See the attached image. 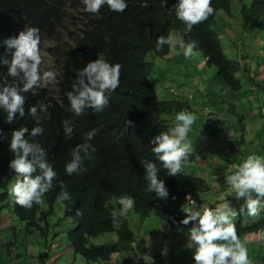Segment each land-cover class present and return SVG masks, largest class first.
Segmentation results:
<instances>
[{
    "label": "trees",
    "instance_id": "16d2710c",
    "mask_svg": "<svg viewBox=\"0 0 264 264\" xmlns=\"http://www.w3.org/2000/svg\"><path fill=\"white\" fill-rule=\"evenodd\" d=\"M125 2L127 8L123 12L110 11L105 4L99 11L101 18L96 19V14L84 11L82 0H0V59L10 62L15 51L8 49L4 41L17 38L28 27H41L40 52L43 49L56 57L55 66L52 65L50 70L58 73L55 83L35 90L37 95L22 93L26 97V114L23 118L17 114V119L8 124L6 113L0 108V128L5 134L0 139V203L12 206L13 215L23 225L22 232L27 238L38 234L41 240L46 241L50 237L47 219L58 203L56 197L61 190L67 191L71 198L60 203L65 206V218L75 224L67 233L68 247L87 264L109 262L112 256L119 254H133V260L141 264H165L161 254L153 256L152 248L143 245L144 238L130 228L124 216H119V230L112 227V212L119 213L121 210L117 198L123 194L132 196L135 199L133 211L142 219L156 218L163 227L189 229L191 224H179L185 218L186 205L199 209L201 206L194 201L196 196L207 194L211 188L204 178L186 170L196 162V156L188 155L181 173L172 177L167 175V170L151 152L154 145L149 143L150 140L175 125L157 117L179 112L188 105L160 98L149 80L153 65L146 62V57L151 52L159 57L167 56L171 47L164 45L162 51H157V36L179 34L185 44L196 42L194 51L202 55L206 68L216 70L214 81L217 84L238 92L242 88L240 77L245 72L249 73L250 67L246 65L247 69L243 72L241 61L228 59L220 35L215 31L216 16L224 13L232 17L234 2H238L244 29L249 31L252 25L256 28L261 26L264 32V0H212V7L216 10L214 14L193 26L191 31L176 17L178 0ZM99 55L110 64L121 65L119 87L114 92L106 93L109 104L102 112L96 113L89 108L77 117L71 111L64 93L72 90L78 71ZM263 68L264 64L257 67V71ZM12 79L8 76L7 66L0 65V81L12 82ZM258 88L254 80V89ZM33 105L37 107L39 126L43 127L44 132L35 138L26 133L25 139L38 143L44 149L45 159L53 166L57 176L52 189L44 196V204H34L31 209H26L16 205L8 194L9 185L17 178L9 167L14 159L10 140L13 130L26 127L30 133L37 126V121L27 113V109ZM42 107L45 110L42 111ZM64 120L73 124L71 139L65 136ZM127 121L132 123L128 124ZM93 129L96 135L87 141L96 149L91 153L92 159L84 161L82 171L68 175L65 165L72 158L71 151L85 143V134ZM145 161L156 163L158 178L164 181L169 191L167 200L158 199L154 192L147 191ZM38 173L39 169L33 175ZM186 196L191 199L186 200ZM77 212L81 214L77 215ZM236 226L239 237L258 235L264 244V210L260 211L253 224L245 226L239 221ZM16 228L14 226L13 231ZM106 234H113L116 240L99 247L90 244L91 239ZM25 240H22L23 246L17 248L13 242L7 249L26 250Z\"/></svg>",
    "mask_w": 264,
    "mask_h": 264
},
{
    "label": "clouds",
    "instance_id": "9594fccd",
    "mask_svg": "<svg viewBox=\"0 0 264 264\" xmlns=\"http://www.w3.org/2000/svg\"><path fill=\"white\" fill-rule=\"evenodd\" d=\"M84 11L99 13L105 4L110 11L123 12L127 8L125 0H82ZM216 10L212 7V0H178L176 5V17L191 31L193 26L206 21ZM8 49H15L12 59H0V65H6L8 76L12 82L0 81V108L6 113V121L12 124L17 119V114L23 118L26 114V97L22 93L32 92L36 95V89L46 87L56 80L57 72L45 70L41 73L40 66L43 63L40 54L39 29L28 27L21 31L17 38H9L3 42ZM174 36L169 33L167 37L159 35L156 38V50L162 51L164 45L173 46ZM195 41L188 43L180 42L176 54L191 59L196 52ZM119 63L110 64L102 55L89 62L77 73L72 90L64 93L70 103L71 111L77 116L84 114L85 109H93L100 113L109 104L106 93L114 92L120 83ZM41 110H45L43 107ZM27 113L36 121L37 126L29 129L21 127L13 130L10 140V151L14 159L9 167L16 174L15 182L8 187V194L14 203L22 208L31 209L33 205H43L44 196L53 187V181L57 176L53 166L45 159L46 153L38 143H30L25 135L30 134L33 138L42 135L43 127L39 126L40 116L35 105L27 109ZM197 115L187 110H181L175 114V125L167 131L160 132L150 144L154 145L151 152L161 162L167 175L175 177L182 171V166L187 156L193 149L188 139L192 125L196 122ZM131 124V121H127ZM63 128L65 136L72 138L74 131L71 121L64 120ZM3 129L0 128V139L4 137ZM96 135L93 129L85 134V143L77 145L71 151V160L65 165L68 175L82 171L85 160L92 159L91 153L96 151L87 141ZM83 153V155H81ZM31 154V159L29 156ZM39 169V173L37 170ZM145 179L148 182L147 191L155 193L158 199L167 200L169 191L163 180L158 178L159 169L152 161L144 162ZM234 169V170H233ZM225 181L229 191L234 193V198L244 203L239 209L231 207L230 202L217 207H201L191 211L185 209V218L179 224L192 225L188 229V247L193 250L192 260L194 264H251L248 255L247 241H242L234 223V217L247 215L258 217L260 214L261 201L264 200V155H248L237 165H233L225 175ZM70 193L61 190L56 197L57 202L69 200ZM173 200L176 197H172ZM190 200V196L185 197ZM121 206L119 213L112 212V227L119 230L121 227L119 216L131 210L135 206V199L127 194L117 198ZM81 213L77 212V215ZM173 223H176L173 220ZM166 254V252H165ZM134 264H141L134 261ZM163 264V263H162Z\"/></svg>",
    "mask_w": 264,
    "mask_h": 264
},
{
    "label": "rangeland",
    "instance_id": "374dc122",
    "mask_svg": "<svg viewBox=\"0 0 264 264\" xmlns=\"http://www.w3.org/2000/svg\"><path fill=\"white\" fill-rule=\"evenodd\" d=\"M240 8V4L234 2L233 16L229 18L224 13H219L215 24V31L220 35V42L228 59L241 61L243 72L247 69L246 65L250 67V72H245L244 76L240 77L242 81L240 91L234 92L228 87L217 84L214 81L216 70L205 67L199 52L195 51L196 55L191 59H185L183 54L177 55L181 42L179 34H172L175 43L167 56L159 57L151 52L146 57V62L153 65L149 80L156 87L160 98L181 101L188 105L183 110L197 115V120L188 134V139L193 145L189 155L196 156L197 160L186 167V170L197 177L204 178L210 184L211 192L197 195L195 200L198 203L199 200L204 201L206 207L213 209L228 202L231 207L239 209L244 201L243 199L237 201L234 198V193L229 191L226 184L225 175L233 165L241 163L248 155H264V68L257 71V67L264 64V32L261 26L256 28L253 25L249 31H246L242 26ZM95 18H101V15L96 13ZM94 24L96 25V22ZM40 54L43 60L40 66L41 72L50 70L52 65L55 66L54 55L43 49ZM254 80L258 89H254ZM55 82L56 80L52 83ZM176 113L178 112L174 111L157 118L175 124ZM2 204L6 207L5 211L13 215L12 206ZM185 209L199 210L192 205H186ZM261 210H264V200L261 201ZM123 216L128 220L130 228L140 235L145 233L144 225L150 229L157 227L156 235L150 240V237H147L146 246L152 248L153 252H157L159 256L161 254L165 264H194L193 252H189L193 249L188 247L189 242L186 243L187 245L178 242L179 236H184L185 232L188 233V229L177 228L173 231L170 226L164 225L170 234L177 235L171 238L170 236L161 237L160 231L163 229V224L156 218L142 219L139 214L134 213L133 209L124 213ZM12 219L14 224L18 221L16 216ZM148 220L154 222L150 225ZM256 220L257 217L247 215L234 217L235 224L242 221L245 226L253 224ZM47 221L50 224V237L46 241L41 240L38 234L27 238L25 232H22L23 227L16 224L19 243L27 239L25 242L28 258H22L19 255L14 256L13 260L0 257V264H87L82 257L75 255L68 247L67 233L75 224L71 219L65 218L63 203L54 205L53 213ZM9 229L8 242L11 240L12 226ZM246 237L240 238L242 241H247L251 264H264V244L257 237ZM115 240L113 234H106L91 239L90 244L101 246ZM173 251L177 255L174 260H172ZM112 257V261L95 264H121L126 258L124 254Z\"/></svg>",
    "mask_w": 264,
    "mask_h": 264
},
{
    "label": "crops",
    "instance_id": "0c3cea01",
    "mask_svg": "<svg viewBox=\"0 0 264 264\" xmlns=\"http://www.w3.org/2000/svg\"><path fill=\"white\" fill-rule=\"evenodd\" d=\"M194 201L196 202V200H194ZM196 203L198 204V206L205 207V204L204 203H200V202L199 203L196 202ZM3 205L4 204H2V205L0 204V257H3V258H11L13 260L14 259L13 258L14 256L19 255V257L28 258L27 257L26 250L23 249V248H20L19 251L16 250V249H14L16 251L10 250V249L8 250L7 249L9 247L8 245L9 244H13V242L15 243V246H17V248L18 247H21V245L22 246L24 245L23 242L19 243L18 237L15 238L16 229L17 228L15 229V231H13V227L16 226V224L19 227H21L23 225L21 224V222L19 220L17 222H15V224H14V221L12 219L13 218L12 214L10 212L7 213L5 211V208L6 207L3 206ZM151 222H154V221H150V223H149L150 225H151ZM10 226H12V229H11L12 236H11V240L8 242L9 239L7 238V235H8V232L10 231V229H9ZM143 229H144V232L145 233L144 234H141V235H140V233H138V235L141 238H144L145 241H144L143 245H145L148 242L147 237H150L149 238V240H150L154 235H156V231H158V229H157V227H156V229H150V227H146L145 225H144V228ZM160 232H162V234L160 235L161 237H164V236L165 237H169L170 236V238H171V236H176L177 235V234H170L168 232V229L165 228V227H163L162 231H160ZM17 234H18V231H17ZM187 234L188 233L185 232V235L184 236L183 235L182 236L181 235L179 236L178 242H181L182 245H187L186 243L189 242L188 239H187ZM248 237L249 238H255V237H257L261 241V243H262V240H261L260 236H258V235H249L246 238H248ZM158 240H160V238H158ZM172 248L174 249V246ZM12 251H14V252L11 253ZM189 252L192 253L193 251H190L189 250ZM156 253L157 252L154 253V256H156ZM124 255L126 256V258L122 261V263L129 264V262H131V264H132V262L134 263V261H136V260H133V254H124ZM172 255H173L172 260H174V259L177 258V255L174 254V251H173ZM128 256H130V257H128ZM112 259H113V257L111 258L110 261H112ZM19 264H22V263H19ZM116 264H120V263H116Z\"/></svg>",
    "mask_w": 264,
    "mask_h": 264
},
{
    "label": "bare ground",
    "instance_id": "6f19581e",
    "mask_svg": "<svg viewBox=\"0 0 264 264\" xmlns=\"http://www.w3.org/2000/svg\"><path fill=\"white\" fill-rule=\"evenodd\" d=\"M40 28H41V27H40ZM40 28H39V29H40ZM40 30H41V29H40ZM42 30H43V29H42ZM39 32H40V31H39ZM42 32H43V31H42ZM48 34H50V33H48ZM44 37H45V36H44ZM46 37L48 38V36H46ZM47 38H46V39H47ZM46 39H45V40H46ZM45 40H44V41H45ZM51 54H52V53H51ZM51 59H52V57H51ZM36 95H37V94H36ZM194 172H195V171H194ZM209 191H210V190H209ZM210 192H211V191H210ZM149 220H150V218H149ZM149 220H148V222H150ZM173 231H174V229H173ZM182 232H183V229H182ZM98 247H99V246H98Z\"/></svg>",
    "mask_w": 264,
    "mask_h": 264
}]
</instances>
